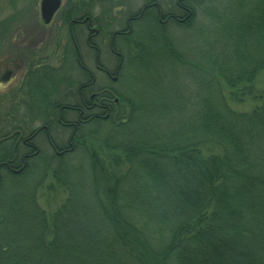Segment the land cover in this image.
<instances>
[{
    "label": "trees",
    "instance_id": "trees-1",
    "mask_svg": "<svg viewBox=\"0 0 264 264\" xmlns=\"http://www.w3.org/2000/svg\"><path fill=\"white\" fill-rule=\"evenodd\" d=\"M191 1L185 3L191 15L175 27L190 26ZM233 2L209 6V28L189 55L167 38L174 25L143 46L114 38L119 76L137 54L141 62L168 60L199 79L188 81L190 91L183 82L172 104L150 110L115 89L118 104L92 122L108 126V137L97 142L113 155L46 157L41 169H50L27 184L20 181L39 155L23 161L10 155L8 136L18 125L0 133V190L13 180L0 194V264H264V94L253 87L264 71V0ZM56 47L32 48L26 74L39 77L42 69L53 76L48 63ZM60 97L47 89L49 127L68 103ZM247 103L245 111L231 107ZM88 140L75 139V150ZM49 174L41 206L37 191Z\"/></svg>",
    "mask_w": 264,
    "mask_h": 264
},
{
    "label": "rangeland",
    "instance_id": "rangeland-1",
    "mask_svg": "<svg viewBox=\"0 0 264 264\" xmlns=\"http://www.w3.org/2000/svg\"><path fill=\"white\" fill-rule=\"evenodd\" d=\"M153 1L161 4L164 12L170 11L177 16L183 17L182 11L176 8V2L178 0ZM231 1H234L232 5L238 3V0ZM40 2L41 0H0V115L2 114L0 117L2 118L1 121H5H0V133L11 132L13 126L16 125L26 132L30 128L37 127V121L46 120V96L49 87L57 89L59 95L65 102H74L72 95L75 91V84L84 80L85 75L76 63L75 47L72 46L69 40L68 23L65 22L63 27L60 26V29L56 28L62 21L65 12L68 11L65 13L66 16H74V19L75 17H83L85 14L91 16V28L97 25V21L94 20L97 15L99 16L98 19H101L105 25L109 27V29L105 28L106 32H113L114 30L120 29L119 25L124 23V19L128 15L132 16L138 13L144 1L61 0L59 10L48 24H44L40 19ZM195 2L194 15H192L190 26L184 24V26L175 27L174 25L169 31L165 32L167 38L174 43V47L185 52L187 55H189L194 44L200 46L199 41L201 37H199L198 34L203 31L206 32L209 28L207 17L209 6L214 8L220 7L223 0H195L194 3ZM168 8L170 9L168 10ZM109 24L112 25V27H110ZM84 29L85 28H83V31H80V27L79 29H74L77 46L81 55V63L93 75L99 78L101 75L97 73L93 65L94 52H91L85 45V38L88 36L89 32ZM103 29L101 28L100 35L96 39L100 45V63L110 72H113L116 60L109 53V34L103 35L105 31H103ZM160 29L161 28L155 23H145L141 28L135 29L132 35L128 36V39L134 41L135 45L139 43V41L140 44L148 43L149 37L152 35L155 40H158L162 36ZM43 35L44 39L42 44L44 49L51 47V45L57 46L56 58L48 63V66L55 71V74L50 76L43 72L42 76H30L25 78L28 65L26 61L30 60L32 62L30 58L27 59L29 56L28 52L32 48H35L36 44L38 46L40 45V40H42ZM117 46L121 53H126L125 44L121 46V44L118 43ZM141 46L143 45L141 44ZM133 48L134 47H132L131 51L136 54L137 51ZM19 55L23 58H19ZM123 67L121 75L112 85V88L116 89L117 93L121 94V98L124 99L126 96L129 97L130 104L138 102L145 107H150L149 110L151 108L158 109L159 107L165 106L167 105L166 102L172 104L174 95L178 94L183 82L186 83L191 81L193 83L194 80L199 79L196 78L194 73L189 74L190 71L185 70L183 67H177L173 65L172 62H168V60H164L163 58L157 59L154 56L152 60L149 59L141 62L136 54L134 63L128 66L126 63V66L124 65ZM9 72H11V74L6 79H2L3 76ZM107 82L110 85V81ZM22 84L24 86V92L16 97L20 102H23L18 110L13 106L12 96ZM253 87L255 93L264 94V71L257 75ZM190 90L192 89L188 82L187 91ZM19 97H21L22 100ZM231 107L239 111H245L248 110L251 105L249 103L243 104L242 106L231 104ZM5 115H7V120H5ZM67 118L74 120V117L68 116ZM150 119H152V123L155 121L154 116H150ZM29 122L31 123L30 125H28ZM50 130L53 138L57 135V132L60 133V144H63V142L65 143L71 134L69 130L67 132L65 129L60 130V127L56 123L50 124ZM108 131V126L102 123H89L83 125V127L75 133L77 136L76 138L85 135L88 136L90 140L87 141L85 149L81 146V148H77L78 150L68 155H89V152H91L90 155H101L100 157L102 160L105 159L106 155H113L108 150L101 147L105 146V144H98L97 142H104L108 137ZM37 142L38 145H40L41 154L39 158L32 160V169L20 182H26L28 184L35 176H37L38 181L41 179L43 171L45 172L50 169L44 168L42 171L44 158L52 156L48 145L41 137L37 139ZM8 144L11 148V143L9 142ZM20 156L21 155H19V157ZM1 176L2 178L4 177L2 174ZM12 182V179H6L4 188L0 190V194L9 193ZM18 182V180H15L14 184ZM50 182L52 183L51 175L49 174L37 191L38 201L40 205L42 204L41 206L45 205V194L47 193L45 186ZM49 198L50 200H48V203L52 205L53 200L51 197Z\"/></svg>",
    "mask_w": 264,
    "mask_h": 264
},
{
    "label": "flooded vegetation",
    "instance_id": "flooded-vegetation-1",
    "mask_svg": "<svg viewBox=\"0 0 264 264\" xmlns=\"http://www.w3.org/2000/svg\"><path fill=\"white\" fill-rule=\"evenodd\" d=\"M143 1V5L141 6L139 12L132 16L128 15L124 19V23L119 25L120 29L114 30L109 35L108 50L111 56L116 60V65L114 66L113 72H110L102 65V63H100L101 51L99 49L100 45L96 39L100 35L101 23L104 22L101 19H98L99 16H95L94 20L97 21V25L91 28V16L85 14L83 17H75L74 19V16H66V14H64L62 21L60 20L61 22L58 24V29H60V26L63 27L65 22L68 23V35L72 46L75 47L76 63L85 75L84 80L75 84V91L72 95L74 102H68L65 105L59 106L57 110V117L53 122V124L56 123L60 127V130L65 129L66 132L69 130L71 131V134L65 143L63 142V144H60V133L57 132V135L53 138L47 120L37 121L38 126L30 128L26 132L19 128L14 129L12 133H10L8 136V141H10L12 144L10 155H23L22 161L23 158L29 157L30 155H40L41 149L37 142L39 137H41L42 140L47 143L51 155H68L74 152L75 139H77L75 133H77V131H79L83 125L92 123L95 119L107 118L110 114V111L113 110L114 106H116L119 102V98L114 93L115 89L112 88V85L119 78L122 57L113 48L115 40L114 38L127 37L135 29L141 28L145 23H155L161 29L167 28L174 24H182L186 21L187 17L191 15L189 9H187L185 6V3L191 0H178L176 2V8L182 11L183 15L185 13V18H178L176 14L170 11L164 12L163 6L157 2H154L153 0ZM169 9L170 8H168V10ZM78 26L80 27V31H83V28H85L84 30L89 32L88 36L85 38V45L91 52H94L93 65L97 73L101 75L99 78L98 76L93 75L81 63V55L77 46V39L74 30L75 28L79 29ZM110 27H112V25H110ZM43 39L44 35L42 36V40H40V44L43 43ZM37 46L38 45L36 44V47ZM10 74L11 72L7 73V75H4L2 79H6ZM42 75L43 71L41 69L40 76ZM30 76L35 75L26 74L25 78ZM106 80L110 81V85ZM21 88H23V84L17 89ZM14 95L17 97L20 96L19 92H15ZM19 98L21 99V97ZM22 103L23 102H20L18 99H15L13 106L19 110V108L22 106ZM68 116L74 117V120L67 118ZM30 124L31 123L29 122L28 125ZM11 167L13 168H10V170L12 172H16V168L14 166Z\"/></svg>",
    "mask_w": 264,
    "mask_h": 264
},
{
    "label": "water",
    "instance_id": "water-1",
    "mask_svg": "<svg viewBox=\"0 0 264 264\" xmlns=\"http://www.w3.org/2000/svg\"><path fill=\"white\" fill-rule=\"evenodd\" d=\"M60 0H41L39 5L40 17L44 24L50 23L53 15L60 7Z\"/></svg>",
    "mask_w": 264,
    "mask_h": 264
}]
</instances>
